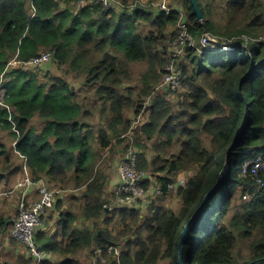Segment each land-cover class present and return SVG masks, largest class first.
<instances>
[{"label": "trees", "instance_id": "16d2710c", "mask_svg": "<svg viewBox=\"0 0 264 264\" xmlns=\"http://www.w3.org/2000/svg\"><path fill=\"white\" fill-rule=\"evenodd\" d=\"M130 1L106 8L98 0H0V76L14 107H0V130L27 157L35 181L62 194L79 191L78 210L60 199L42 214L47 226L59 212L57 229L36 228V246L61 264H84L83 250L99 252L93 264H264V168L254 171L256 158L264 159V0H196L206 23L191 0H178L170 12ZM181 13L198 40L205 28L236 43L230 51L188 47L187 98L175 109L159 84ZM44 51L48 62L25 64ZM14 59L20 63L8 71ZM143 61L147 69L135 77L130 65ZM141 115L134 128L131 116ZM122 141L124 151L139 149V168L150 173L146 192L154 187L156 195L117 204L116 192L105 194L109 179L100 165ZM6 144L0 140V173H18L24 161L16 165ZM216 183L180 245L186 222ZM171 192L179 212L165 206ZM11 228L0 212L1 244L18 241ZM242 242L249 244L245 260L234 255Z\"/></svg>", "mask_w": 264, "mask_h": 264}, {"label": "rangeland", "instance_id": "374dc122", "mask_svg": "<svg viewBox=\"0 0 264 264\" xmlns=\"http://www.w3.org/2000/svg\"><path fill=\"white\" fill-rule=\"evenodd\" d=\"M130 2H133L134 3L133 5H137V4H140V3L144 4V5L147 4V3H149V4L152 3L153 6H155V10H158L159 7L161 9H166V10H167V8H170V7H173L174 9H176L180 5H182L181 2H179L178 0H131ZM184 13H185V11H184ZM185 14H187V13H185ZM212 17L216 21L221 23L222 25H225L226 22H227V18L226 17L222 18V17H220V15H217V14L216 15L213 14ZM183 18L184 17L180 16L179 21H178V25L180 24V22H182ZM199 22H201V23L205 22L206 23L207 21H206V18H204V16H203V18ZM205 31H207V30L205 29ZM202 35L200 36V40H199L200 43L195 42L194 44H190L191 39H193V35H189V36L187 35V41H184L183 43H181L178 48H176L177 44H175V41H176L175 38L171 39L169 41L168 45L166 46L167 50H165V51H168V56H170V59H169V62H167V64L163 67V72H162L161 79H160V84H159V90L160 91H162V90L168 91V95L170 96L169 99L171 100V102L173 104V107L175 109H180L181 108V102H183L187 98V96L184 94V93H188V92H187V87L184 85V81H183L185 75H184V68L182 67V63L187 62L189 60L187 58V49H188V47H194L196 49V51L199 52L200 47H203V43L201 42V40L204 42V38H203L204 36L209 40V42H211L214 45H221V44H229L230 45V44L236 43V42L233 43L232 41H227V40H220V38L217 37L212 32L206 33V35H203V36ZM261 38L264 40V35L261 36ZM44 52H46V51H44ZM15 60H17V59L12 60L11 62L14 63ZM17 61H19V60H17ZM10 63L7 66V68H8L7 70L8 71L10 69H12L13 67H17L18 66L17 63H14L12 65H10ZM130 67H131V70L134 73V76L135 77H137V76L140 77L139 74L143 73L144 71H146L147 63L144 62V61L143 62H135L134 64H131ZM166 71H167V73H166ZM168 75H172L173 77H179V76H181V78L183 77L182 78V83H183L182 87L180 89H178V90H172V89L166 87L167 85H170L168 83H165L166 78H167ZM5 91H6V87H5ZM0 97H3V94H0ZM6 98H7V96H6ZM10 109L13 110L14 107L10 106ZM128 114H131L130 110L126 111V115H128ZM131 117L134 120V123H133V127L134 128L141 127L143 121L146 119V115H141L138 118H135L133 116H131ZM32 123L35 126H39L40 121L36 118V119H34V121ZM125 134H128L127 136H125V138L129 137L130 139H132V134H133L132 131H128ZM0 140H5L8 143L12 142V138L10 137V135L7 132L2 131V130H0ZM125 144H126V141L125 142L122 141L120 143H115V152L117 154H113V158L112 159L110 158V156H107L106 159L107 158L108 159L107 160L106 159L103 160V163L100 165L102 167V171H105V170L108 171L109 180H110V177H112L114 170L115 171L118 170V172H119V166H120V162H121L120 159L124 156L125 151H126V150L124 151ZM4 150H6V147H4ZM118 151L122 152L121 158H119ZM1 153L2 152H1V149H0V154ZM9 154H10V152H9ZM16 155H17V153H16ZM147 155H148V157H147L148 159L150 157H152L153 153L151 152V150L147 151ZM16 158H18L20 160L22 159V158L19 157V155L16 156ZM8 160H9V162L11 161V159H9V158H8ZM3 162H6L5 156H3ZM116 167H117V169H116ZM22 169H23V167H22ZM228 169H229V167L225 165L224 169L222 170V175H224L226 173V171H228ZM147 173H148V178H149L150 177V173L149 172H147ZM109 180H108V182H109ZM185 180H186V175H185L184 172H182L180 174V176H179V181L178 182H179V184L184 185L186 183ZM259 182H260V184L262 186L263 185L262 181L259 180ZM15 186H16V183H15L14 187ZM50 186L52 188H55V189L58 190V192L56 194V202H58L60 200L59 198L61 197V195H63L62 194V190H60L59 188H57V187H55L53 185H50ZM14 187L12 188V190L14 189ZM109 190H110V186L107 184V192L105 193L106 195H109V193H110ZM115 190H113L112 192H115ZM2 191H10V190L3 189ZM2 191H0V192H2ZM16 192H19L21 194V191L19 189L16 190L15 192H12V193H16ZM12 193L9 194V196L12 195ZM77 193H79L78 190H69V191H67L65 193V194L68 195L67 197H65L66 199L64 200L65 201V206H66L65 209L71 208V209L78 210V205H79L80 202H79V200H77L73 196V194L77 195ZM149 194H150V196L156 195V189L154 187H151L150 190H149ZM7 199L2 200V201H8ZM32 200H34V199H32ZM56 202H55V204H56ZM116 203L118 204L117 201H116ZM180 205H181L180 200L177 198L176 194L174 192H171L170 196L165 201V206L172 207L175 211L179 212ZM51 209H52V207H50L49 209H46L44 211L45 214H49ZM17 212L18 211H17V204H16V207L13 208L12 212L10 213V211H6L5 215L8 216V217H11V219H13L16 216ZM57 218H58V216L55 215V217H54V216L51 215V217H50V219L48 221L49 222L48 225L47 226H42L44 219L41 216V222L42 223H41L40 226L37 227V231H40V229H44V230H49V231H47V232H50L49 234L53 233L54 226L50 227V224L51 223L55 224L56 221H57ZM80 219H78V220H80ZM80 221H79V224H81ZM77 225H78V222H77ZM6 240L8 242L4 241L3 244H6V243L8 245H10V244L12 245L13 244V242H11L12 240L10 238L6 239ZM14 243L17 244V246H20L22 244L25 247L24 248L21 245V247L25 250V252H24L25 254L23 255L20 252H18L17 255L11 254V253L7 252V248H4L3 250H0V263L1 264L2 263L3 264H6V263L7 264H37V262L35 260L36 254L33 251L29 252L27 246L25 244L21 243L20 241H14ZM0 245H2V244L0 243ZM248 245L249 244L244 243V242L239 243L234 249V255L238 256L241 259L244 258V260H245L249 256ZM0 248H1V246H0ZM117 256H118V252L116 251V257ZM78 257L81 259V261L84 264H93L94 261H96L97 258L99 257V252L97 251V257H96L95 255L93 256L89 250H83V251H81L78 254Z\"/></svg>", "mask_w": 264, "mask_h": 264}, {"label": "built area", "instance_id": "2783aa9c", "mask_svg": "<svg viewBox=\"0 0 264 264\" xmlns=\"http://www.w3.org/2000/svg\"><path fill=\"white\" fill-rule=\"evenodd\" d=\"M98 2L105 5L106 8L114 7V0H98ZM167 10L168 12L171 11L170 8H167ZM181 16L184 18L178 25L177 36L175 37V44H177L176 48H178L184 41H187V35H193L189 32V24L186 20V17L183 15V13H181ZM206 33L209 32L205 30L202 32L203 35H206ZM203 38L205 43L202 40L201 42L203 43V49L206 50H223V45H227H214L209 42V40L205 36ZM199 40L193 35V39H191L190 44H194L195 42L200 43ZM230 47L232 49L233 45L230 44ZM50 58L51 54L49 52H43L41 55L32 58L28 62H25V64L29 63L31 65L39 66L48 62ZM14 63L19 64L20 61L15 60ZM14 63L11 62L10 65ZM182 78L181 76L173 77L172 75H168L165 83H168L170 85H167L166 87L172 90L180 89L183 85ZM4 80V75L2 74L0 76V94H3V97H0V106H7L8 108H10V106L6 102L7 90L5 91ZM124 136L125 135H123V137ZM18 153L24 159V175L16 182V186L13 190L10 189V191H2L0 192V196L9 197V194H11L12 192H15L18 189L21 191L18 204V212L12 219V228L10 234L13 238L22 243H25L30 248V251H33L36 254L35 260L37 264H39V262L45 258V253L36 246V242L34 239L35 230L42 223L41 216L44 211L54 206L58 190L52 188L45 180L41 179L35 181L31 177V174L27 167V157L21 154L19 151ZM120 161L119 183L115 190L118 196V201L121 204H126L133 203L138 197H148L150 194H147L144 186L148 178V173L139 168L140 151L133 144H131ZM260 167L264 168V159L258 157L256 158L254 163V171H257V169ZM34 185L38 186L39 198L38 200H28L29 190ZM170 187L173 186L171 185ZM158 190L160 191V187H158Z\"/></svg>", "mask_w": 264, "mask_h": 264}, {"label": "crops", "instance_id": "0c3cea01", "mask_svg": "<svg viewBox=\"0 0 264 264\" xmlns=\"http://www.w3.org/2000/svg\"><path fill=\"white\" fill-rule=\"evenodd\" d=\"M181 10H183V9H181ZM6 147H7V150L9 149L10 155L13 157L14 161L16 162V165H18V162H20L22 164V160L24 161V159L18 153V150L14 148L15 147V142H14V147H13V143H10L9 146H8V144H6ZM12 148L15 149V150L13 151ZM14 152H16L19 155V157L22 158L21 161H20V159L16 158V156H18V155H16V153H14ZM113 154H117V153L116 152H109L108 153V155L110 156L111 159L113 158ZM118 155H119V158H121L122 152L118 151ZM23 166H24V163H23ZM116 169H117V167H116ZM21 170L18 173H13L12 172L13 170L6 171V172L5 171L1 172L0 173V191H2L3 189L6 190L7 186H8V189L13 188L15 183L20 178H22L23 175H24L23 169H21ZM105 172L108 173L107 170H105ZM107 175H108V179H109V173ZM118 183H119V172H118V170H116V171L114 170L112 177H110L109 182H107V184L110 186V190H109L110 193L113 190L116 189ZM28 196H29L28 200H32V199L36 200V199L39 198V191H38V186L37 185H34V186H32L30 188ZM67 196L68 195L63 194V195H61V197L59 199L64 200V199H66L64 197H67ZM5 199H7L8 201H2V200H5ZM19 199H20V193L19 192L12 193V195H10L9 197L0 196V212L5 214L6 211H10V213H11L13 208L16 207V204H17V209H18ZM116 201L118 202V199H116ZM58 214H59V212H55L54 214H52V216L55 217V215L58 216ZM51 226H54V231H53V233H54L56 231V229H57V223H55V224L51 223L50 227ZM3 242H4V240L2 241V245H1L0 250H3L4 248H7V252L8 253L17 255L18 252H20L23 255L25 254L24 253L25 250L21 247V245H22L21 243H20L21 244L20 246H17V244L8 245L7 243L3 244ZM5 242H8V241L5 240ZM45 258H49V259H51L53 261H56V262L58 261L57 264H61V261L59 260V258L57 256H52L50 253H45Z\"/></svg>", "mask_w": 264, "mask_h": 264}, {"label": "water", "instance_id": "95a60500", "mask_svg": "<svg viewBox=\"0 0 264 264\" xmlns=\"http://www.w3.org/2000/svg\"><path fill=\"white\" fill-rule=\"evenodd\" d=\"M191 1H192V3H193L194 11H195V13H196V15H197V16H196V17H197V20L199 21V20H201V19L203 18V16H204L203 11H202L201 8L199 7V5H198V3H197L196 0H191ZM226 166L229 167V163H228V162L226 163ZM221 174H222V172H221ZM217 187H218V183H216L215 186L207 192V194L205 195V197H204V199H203V202L199 205V207L196 209V211L194 212V214H193V215L188 219V221L186 222V224H185V226H184V230H183L182 235H181V239H180V243H179L180 245L182 244L183 238H184L185 235L187 234V232H188V230H189V228H190L192 222L195 221L196 218L201 214L202 209H203V207L205 206V204H206L208 198H209L210 195L212 194L213 190H214L215 188H217ZM180 261L183 262V261H182L181 250H180Z\"/></svg>", "mask_w": 264, "mask_h": 264}, {"label": "bare ground", "instance_id": "6f19581e", "mask_svg": "<svg viewBox=\"0 0 264 264\" xmlns=\"http://www.w3.org/2000/svg\"><path fill=\"white\" fill-rule=\"evenodd\" d=\"M223 46L224 47H222V48H223L224 51L229 50L231 48L229 45H223Z\"/></svg>", "mask_w": 264, "mask_h": 264}, {"label": "clouds", "instance_id": "9594fccd", "mask_svg": "<svg viewBox=\"0 0 264 264\" xmlns=\"http://www.w3.org/2000/svg\"><path fill=\"white\" fill-rule=\"evenodd\" d=\"M199 21H200V20H199ZM204 30H205V28H204ZM204 30H203V31H204ZM219 50H220V49H219ZM230 50H232V49L230 48L229 50H226V51H230ZM220 51H224V50H220Z\"/></svg>", "mask_w": 264, "mask_h": 264}]
</instances>
